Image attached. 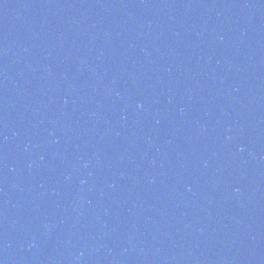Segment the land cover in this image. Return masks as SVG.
<instances>
[{
  "label": "water",
  "instance_id": "95a60500",
  "mask_svg": "<svg viewBox=\"0 0 264 264\" xmlns=\"http://www.w3.org/2000/svg\"><path fill=\"white\" fill-rule=\"evenodd\" d=\"M0 264H264V0H0Z\"/></svg>",
  "mask_w": 264,
  "mask_h": 264
}]
</instances>
